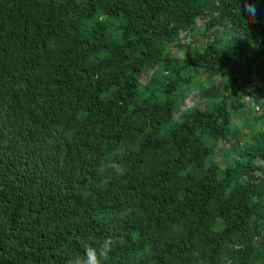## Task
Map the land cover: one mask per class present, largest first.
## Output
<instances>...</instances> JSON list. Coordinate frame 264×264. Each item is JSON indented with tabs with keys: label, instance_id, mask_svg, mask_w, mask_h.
Wrapping results in <instances>:
<instances>
[{
	"label": "trees",
	"instance_id": "1",
	"mask_svg": "<svg viewBox=\"0 0 264 264\" xmlns=\"http://www.w3.org/2000/svg\"><path fill=\"white\" fill-rule=\"evenodd\" d=\"M0 264H264V0H0Z\"/></svg>",
	"mask_w": 264,
	"mask_h": 264
},
{
	"label": "rangeland",
	"instance_id": "2",
	"mask_svg": "<svg viewBox=\"0 0 264 264\" xmlns=\"http://www.w3.org/2000/svg\"><path fill=\"white\" fill-rule=\"evenodd\" d=\"M182 43L184 45L188 44V43H191V39L190 37L186 36V35H182ZM198 47V46H197ZM200 50H202L203 48L202 47H199ZM173 57H176L178 58L179 60L180 59H183L185 57H187V54H186V51L182 48H179V49H176L174 52H173ZM188 56L190 57V54H188ZM190 61V59H188ZM151 76V73L150 72H145L144 75H142L141 77V83H146L148 81V78H150ZM187 96V99H186V102H185V106H182L178 113H177V117L179 116L180 113H184L186 111V109H189V108H192L194 106H200L201 109H203V104H204V100L200 97H197V93L196 91L192 90L190 91V93H187L186 94ZM252 104L253 106L255 105V108L258 109L260 107V103L257 102L255 99H253V97H250L247 99V102H246V106L248 108H251L252 107ZM240 117V115H239ZM249 118H245V121H243L240 125H239V131L241 132L245 127L249 126ZM233 126H235V121L233 122ZM238 128V127H237ZM225 146V145H224ZM225 148V149H224ZM227 146L225 147H221L219 150H217L215 152V157L214 159H216V161H218L219 163H221V158H224L225 155L227 154ZM256 165H259V162H255Z\"/></svg>",
	"mask_w": 264,
	"mask_h": 264
}]
</instances>
